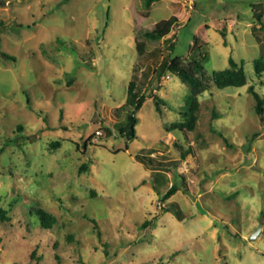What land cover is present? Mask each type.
I'll return each mask as SVG.
<instances>
[{
    "label": "rangeland",
    "instance_id": "1",
    "mask_svg": "<svg viewBox=\"0 0 264 264\" xmlns=\"http://www.w3.org/2000/svg\"><path fill=\"white\" fill-rule=\"evenodd\" d=\"M258 15L264 0H0V264H264ZM174 56L209 74L233 57L247 84L212 85L195 130L168 132L190 95ZM132 80L147 97L130 139L116 125ZM149 148L179 165L147 167Z\"/></svg>",
    "mask_w": 264,
    "mask_h": 264
},
{
    "label": "trees",
    "instance_id": "2",
    "mask_svg": "<svg viewBox=\"0 0 264 264\" xmlns=\"http://www.w3.org/2000/svg\"><path fill=\"white\" fill-rule=\"evenodd\" d=\"M156 1L159 0H146V6L149 7ZM261 17L262 15H258V20L260 21L261 26L264 27ZM172 24V21H168L164 24H156L154 29L146 30L145 35L150 39L160 40L168 35ZM171 48L173 49L174 46H171ZM1 54L6 58L12 59V56L6 52H1ZM229 62V68L214 71L212 74H209L206 71L204 64L196 59H192L188 64H185L181 61L179 56H174L170 62L165 63L164 68L167 69V71L178 75L181 81L190 88L189 107L182 112V115L185 118L182 121L173 122L170 125L165 126L168 132H172L177 129L184 132L195 130L199 118V102L197 97L203 92L209 90L212 85H215L218 88H226L242 87L247 84V76L243 64L238 63L233 57L229 58ZM255 68L258 75H261L264 72V58L256 60ZM161 76L162 74L159 76V78ZM249 92L253 95L256 101V113L260 117L261 121H264V98L261 97V95L255 90V87L252 85L249 86ZM146 97V95L139 93V91L136 89L135 81L132 80L128 86L127 99L125 102L126 105L131 107L132 111L127 115V119L125 121H122L116 125L121 135H125L130 139L136 137L135 125L138 120L133 113L141 109ZM151 98H153L155 101L157 109L161 110L160 104L161 102H164V100L156 94H152ZM180 147L183 149L182 146ZM144 152L136 154L135 157L153 170L168 171L170 166L177 167L180 163H177L176 161L171 162L170 160L167 161V157L163 155L157 156L156 154L158 153V150L154 148H149L146 150V153ZM189 153H191L190 149L185 152L182 151V160L186 159ZM82 169H87V166L83 165ZM157 190L159 191L160 189L158 188ZM178 190V185L173 183L163 194V198L169 199ZM166 210L169 211L170 209L166 208ZM39 214L43 217V219H47L43 222V226L45 228H52L54 224V221L52 220L53 216L45 213L42 210H39ZM179 217H181V215Z\"/></svg>",
    "mask_w": 264,
    "mask_h": 264
},
{
    "label": "water",
    "instance_id": "3",
    "mask_svg": "<svg viewBox=\"0 0 264 264\" xmlns=\"http://www.w3.org/2000/svg\"><path fill=\"white\" fill-rule=\"evenodd\" d=\"M263 224H264V218H262V221L259 224L257 230L251 235L249 240L253 241V240H256L258 238V236L261 234Z\"/></svg>",
    "mask_w": 264,
    "mask_h": 264
},
{
    "label": "built area",
    "instance_id": "4",
    "mask_svg": "<svg viewBox=\"0 0 264 264\" xmlns=\"http://www.w3.org/2000/svg\"><path fill=\"white\" fill-rule=\"evenodd\" d=\"M97 133H98V135H102L101 131H98ZM158 204H159L160 207L162 206V203L159 202Z\"/></svg>",
    "mask_w": 264,
    "mask_h": 264
},
{
    "label": "crops",
    "instance_id": "5",
    "mask_svg": "<svg viewBox=\"0 0 264 264\" xmlns=\"http://www.w3.org/2000/svg\"><path fill=\"white\" fill-rule=\"evenodd\" d=\"M155 171H160V170H155Z\"/></svg>",
    "mask_w": 264,
    "mask_h": 264
}]
</instances>
